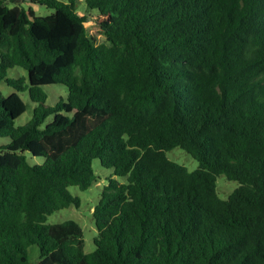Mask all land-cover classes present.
I'll return each instance as SVG.
<instances>
[{
    "label": "trees",
    "instance_id": "16d2710c",
    "mask_svg": "<svg viewBox=\"0 0 264 264\" xmlns=\"http://www.w3.org/2000/svg\"><path fill=\"white\" fill-rule=\"evenodd\" d=\"M77 1L33 0L54 10L38 17L0 0V83L37 105L17 127L27 105L0 90V264L33 246L37 264H264V0H85L101 44ZM56 84L67 102L47 107ZM95 160L115 178L85 253L78 223L48 218L79 207L69 189L97 183ZM221 176L239 184L228 199Z\"/></svg>",
    "mask_w": 264,
    "mask_h": 264
},
{
    "label": "rangeland",
    "instance_id": "374dc122",
    "mask_svg": "<svg viewBox=\"0 0 264 264\" xmlns=\"http://www.w3.org/2000/svg\"><path fill=\"white\" fill-rule=\"evenodd\" d=\"M60 1L63 3H68V0ZM5 2L9 7L19 6L27 11L32 8L35 12V15L38 17H47L54 13V10H51L45 6L34 4L33 0H5ZM77 6L79 14L88 18L86 28L89 35L96 41L97 44L104 43L106 39L99 24L96 21L98 18L96 13L98 12L95 10H89L86 6L85 0L77 1ZM22 77H25L28 83V73L24 69L17 67L9 70L8 78L19 79ZM43 89L47 94V107H55L60 101L67 102L68 89L65 85H47L44 86ZM0 90L5 97L13 93H17L26 103L27 111L15 121V126L18 127L27 124L31 120L33 112L37 106L30 100L28 91L19 92L14 88L9 87L5 82L0 83ZM51 119L52 118H49L48 121ZM9 143V138L0 137V147H4ZM25 156L28 162L32 165H41L44 163V158L42 157H34L30 153H25ZM167 156L170 160L186 167L190 172L199 168V162L180 148H175L169 151ZM93 168L97 174V177L99 178L97 183L93 184L88 190H81L78 187H71L69 189L74 197H78L80 199L79 207L72 205L69 208L55 212L48 218L49 224H59L69 220L78 223L83 230L85 253H91L95 250L94 240L98 238V230L93 212L99 203L102 189L108 184V179L110 177L115 178L113 170L102 167L99 160L94 161ZM117 179L120 182H125L123 178L117 177ZM238 186L239 184L237 182L229 181L224 176H221L217 179V190L219 196L222 199H228L230 194H232L238 188ZM39 253V248L37 246H33L29 249L30 264H37L39 261Z\"/></svg>",
    "mask_w": 264,
    "mask_h": 264
}]
</instances>
